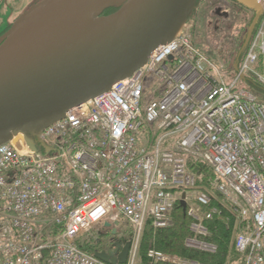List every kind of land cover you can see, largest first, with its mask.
<instances>
[{
  "label": "built area",
  "instance_id": "built-area-1",
  "mask_svg": "<svg viewBox=\"0 0 264 264\" xmlns=\"http://www.w3.org/2000/svg\"><path fill=\"white\" fill-rule=\"evenodd\" d=\"M258 3L237 72L199 51L185 25L130 78L47 126L35 151L18 140L0 146V264H106L77 241L121 220L132 230L126 264H198L155 249L147 263L138 255L146 225L167 229L181 202L191 221L185 246L216 253L206 224L220 212L188 160L213 171L243 264H264V101L246 86L264 85Z\"/></svg>",
  "mask_w": 264,
  "mask_h": 264
},
{
  "label": "water",
  "instance_id": "water-1",
  "mask_svg": "<svg viewBox=\"0 0 264 264\" xmlns=\"http://www.w3.org/2000/svg\"><path fill=\"white\" fill-rule=\"evenodd\" d=\"M198 1L35 0L0 41V146L18 140L35 151L47 126L130 78L155 49L172 41ZM228 1L253 13L232 66L237 72L262 8L258 0ZM222 10L212 16L227 19ZM129 249L130 242L116 243L94 257L126 264Z\"/></svg>",
  "mask_w": 264,
  "mask_h": 264
},
{
  "label": "trees",
  "instance_id": "trees-1",
  "mask_svg": "<svg viewBox=\"0 0 264 264\" xmlns=\"http://www.w3.org/2000/svg\"><path fill=\"white\" fill-rule=\"evenodd\" d=\"M239 8L241 12H238V15L245 24L252 19L251 13L245 8ZM111 12L112 10H108L104 15ZM242 57L243 55L240 57L239 61ZM227 71L230 72L231 70ZM246 86L256 95L258 100L262 101L261 97H264V85L252 78H247ZM187 167L194 174L197 187L208 192L211 197V205L216 206L220 212V216L215 217L206 224L209 234L206 241L213 243L217 247V251L215 254L209 255L191 250L185 246L186 239L191 236L189 231L191 221L184 213L182 207L176 205L171 215L172 224L170 227L154 231L148 223L144 228L138 249L140 261L142 263H147L146 253L150 248H154L166 255L176 256L180 259L196 262L198 264H227L229 260L234 261V255L237 256L239 264H243L242 257L234 250V240L232 241L236 219L230 213L224 198L212 185L215 179L213 171L208 165L192 160H188ZM104 230L108 232V235L112 232V229L109 228L104 227ZM118 233L116 229V234ZM105 236L106 234L98 233L94 238H86L84 242H82L83 240H78L77 244L85 252L94 255L96 251L106 249V246L102 244V240Z\"/></svg>",
  "mask_w": 264,
  "mask_h": 264
},
{
  "label": "rangeland",
  "instance_id": "rangeland-1",
  "mask_svg": "<svg viewBox=\"0 0 264 264\" xmlns=\"http://www.w3.org/2000/svg\"><path fill=\"white\" fill-rule=\"evenodd\" d=\"M224 1L230 3V15L229 19L227 21L223 20L219 27H217L216 23V21H219L216 20L217 17L212 16V13L215 9L221 6L223 0H199L196 8L188 17L186 25L190 26L191 40L199 51L213 60L224 64L227 70H232L233 63L242 47V37L252 19L244 24L238 15V12H241L239 7L242 6L228 0ZM249 12L251 13V18H253V13L251 11ZM242 55L243 54H241V56ZM261 100L264 101V97H261ZM104 225L105 224L100 223L94 226L89 232L83 234L80 237V240H83L82 242H84L86 238H94L98 233L106 234L105 237H107L108 232H105ZM116 229L118 230L119 235L125 237L124 234H126V231L130 228L128 229V226L125 223L120 222ZM233 230L232 241L236 234V228ZM121 236L119 238H122ZM233 258L234 261L229 260L227 264H239L237 256L234 255Z\"/></svg>",
  "mask_w": 264,
  "mask_h": 264
},
{
  "label": "flooded vegetation",
  "instance_id": "flooded-vegetation-1",
  "mask_svg": "<svg viewBox=\"0 0 264 264\" xmlns=\"http://www.w3.org/2000/svg\"><path fill=\"white\" fill-rule=\"evenodd\" d=\"M34 1L35 0H0V41L4 37V35L10 30L12 25L19 19L20 15L25 10V8L31 5ZM218 8L224 9L220 12V14L224 12L228 14L227 19L224 20L227 21L230 15L229 14L230 3L223 0L221 6H219ZM218 21L219 22H217V27L221 25L220 23L223 20L219 19ZM120 222L125 223L122 220ZM125 224L128 226L127 223ZM129 228L130 227L128 226V229ZM120 236L121 235H119V233L118 234L115 233V236H112V234L110 233V235L104 237L102 240V244L106 246L105 250L112 249L113 245H115L116 243L125 244L129 242L132 236L131 228L128 231H126V234H124L125 237L121 236L122 238H119Z\"/></svg>",
  "mask_w": 264,
  "mask_h": 264
},
{
  "label": "crops",
  "instance_id": "crops-1",
  "mask_svg": "<svg viewBox=\"0 0 264 264\" xmlns=\"http://www.w3.org/2000/svg\"><path fill=\"white\" fill-rule=\"evenodd\" d=\"M105 223H106V222H105ZM102 224H103V223H102ZM119 224H120V222L117 224V226H114V228H118Z\"/></svg>",
  "mask_w": 264,
  "mask_h": 264
}]
</instances>
